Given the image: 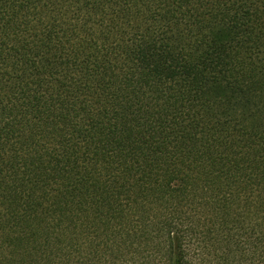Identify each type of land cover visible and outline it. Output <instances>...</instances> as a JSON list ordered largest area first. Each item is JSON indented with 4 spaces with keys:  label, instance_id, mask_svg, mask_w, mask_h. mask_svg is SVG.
<instances>
[{
    "label": "trees",
    "instance_id": "16d2710c",
    "mask_svg": "<svg viewBox=\"0 0 264 264\" xmlns=\"http://www.w3.org/2000/svg\"><path fill=\"white\" fill-rule=\"evenodd\" d=\"M0 264H264V0H0Z\"/></svg>",
    "mask_w": 264,
    "mask_h": 264
}]
</instances>
